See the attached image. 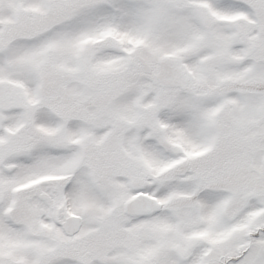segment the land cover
Masks as SVG:
<instances>
[{"label":"snow or ice","instance_id":"obj_1","mask_svg":"<svg viewBox=\"0 0 264 264\" xmlns=\"http://www.w3.org/2000/svg\"><path fill=\"white\" fill-rule=\"evenodd\" d=\"M0 264H264V0H0Z\"/></svg>","mask_w":264,"mask_h":264}]
</instances>
